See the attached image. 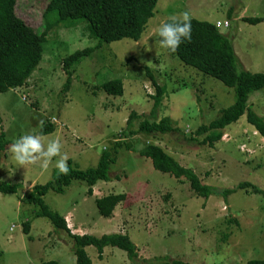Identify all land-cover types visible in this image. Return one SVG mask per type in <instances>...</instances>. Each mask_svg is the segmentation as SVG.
Listing matches in <instances>:
<instances>
[{
  "label": "rangeland",
  "instance_id": "obj_1",
  "mask_svg": "<svg viewBox=\"0 0 264 264\" xmlns=\"http://www.w3.org/2000/svg\"><path fill=\"white\" fill-rule=\"evenodd\" d=\"M50 0H17L16 12L38 32H43V13ZM207 21L222 26L241 71L264 74V0H159L155 16L138 42L124 39L105 44L80 66L71 68V87L62 92L69 74L64 59L79 50L94 48L87 23L68 20L56 24L43 46V59L27 85L15 92L0 93V135L15 142L21 135H39L45 122L57 126L54 134L40 136L42 145L58 141L60 153L80 170L98 165L104 151L116 142H128L131 151L119 148L118 160L109 171L110 181L94 187L75 182L64 194L50 191L45 201L50 210L65 216L76 233L102 237L128 235L138 247L131 259L118 248L107 247L100 260L95 247L86 248L93 264H247L264 261V139L246 116L226 128L221 142L201 144L190 140L202 125H208L236 100L235 90L179 61L161 47L157 29L168 20ZM244 17L263 19L257 25ZM229 23V27L225 24ZM165 88L162 105L153 115L156 86ZM122 80L123 96H112L101 86ZM33 105H37L35 108ZM248 106L264 118V89L250 95ZM131 131L147 119L160 122L169 117L180 131L149 136L124 134L130 116ZM147 142L162 147L184 168L192 169L202 184L213 189L207 200L197 197L188 182L161 173L152 161L140 157ZM6 148L0 161V183L18 184V194L0 193V264H76L73 245L46 218H36L34 208L20 199L35 185H46L57 172L60 156L43 165H18ZM43 165V166H42ZM75 167V168H76ZM182 182V183H181ZM248 184L244 189L240 185ZM229 190H236L227 193ZM128 195L109 218L102 217L97 200L110 195ZM87 202V203H85ZM237 219L236 225L229 224ZM30 222V234L24 223ZM77 225L85 228L75 231ZM233 235L221 241L229 228Z\"/></svg>",
  "mask_w": 264,
  "mask_h": 264
},
{
  "label": "trees",
  "instance_id": "obj_2",
  "mask_svg": "<svg viewBox=\"0 0 264 264\" xmlns=\"http://www.w3.org/2000/svg\"><path fill=\"white\" fill-rule=\"evenodd\" d=\"M158 2L159 0H50L44 10L43 17H41L45 29L43 32H38L34 26L18 16L16 12L17 0H0V93L9 91L16 93L17 89L27 85L42 62L44 43L48 33L56 24L68 20H81L87 23L89 35L97 43L94 48L79 50L64 59V68L69 74L62 90L65 94L71 87V68L73 66H80L85 59L102 49L105 44L124 39L138 42L146 32L149 21L155 16ZM188 20L191 24L190 40L182 39L174 51L170 50L171 53L186 66L234 89L236 96L235 103L231 107L222 110L219 117L210 124L200 126L193 135L189 136L190 140H197L204 136L201 144L213 147L216 143L221 142L226 128L238 123L243 116H246L248 123L264 139V118L258 116L248 106L250 95L264 89V74L241 71L230 39L220 33L217 25L196 19ZM243 21L257 25L262 23L263 19L244 17ZM171 22L173 20H168L165 23ZM153 83L157 90L154 96V115L162 105L165 88L159 86L155 80ZM100 89L112 96L124 95L122 80L107 81ZM33 106L37 107V105ZM137 117L133 113L128 120L127 129L124 132L128 137H131L129 134L138 135L142 132L154 136L180 131L175 123L166 117L160 122L145 119L139 124L138 131L140 132H130L133 121ZM56 130V124L50 120L41 127L39 135L48 136L54 134ZM12 143L6 142L4 136L0 135V161L7 158L6 148ZM133 147L128 142L125 144V141L116 142L113 151H104L96 167L80 170L69 162L67 173H60L57 170L51 182L46 185H35L30 193L23 197L20 195L24 204L34 208L36 218L48 219L64 238L66 235V241H70L73 245L76 264H93L86 251V248L91 246L96 248L100 260L103 259L107 247L118 248L126 252L131 259H137L138 247L128 235L109 234L102 237L73 235L71 229L68 228L65 216L50 210L45 198L50 191L64 194L75 182L84 183L87 186L88 195L92 196L94 187L99 183L110 181L109 171L118 160L117 151L119 148L131 151ZM137 152L140 157L150 159L155 170L169 174L184 183L188 182L190 189L197 197L207 200L214 194L213 189L203 185L192 169L181 166L162 147L147 142ZM248 186V184H243L238 189ZM22 188L18 184L0 183V193L4 195L18 194ZM235 191L229 190L227 193ZM128 200L127 194L110 195L97 200L96 207L102 217L109 218L119 202H128ZM228 223L236 225L234 232L238 231L239 222L237 219H230ZM30 229V222L24 223V233L29 235ZM230 235H233L231 230L221 241H226ZM40 264H58V262L46 261ZM170 264L189 263L174 261ZM247 264H264V261L254 260Z\"/></svg>",
  "mask_w": 264,
  "mask_h": 264
},
{
  "label": "clouds",
  "instance_id": "obj_3",
  "mask_svg": "<svg viewBox=\"0 0 264 264\" xmlns=\"http://www.w3.org/2000/svg\"><path fill=\"white\" fill-rule=\"evenodd\" d=\"M182 15V23L176 22L173 18V22L161 23L158 27L157 35L160 37L158 42L161 47L174 51L182 42V39L190 40L191 24L188 20L187 13H183ZM9 151L15 162L21 166L25 164H33L37 160H42L43 165H46L49 158L59 155L60 159L56 164L58 171L60 173L68 172L66 157L60 153V143L58 141L48 143L45 148L41 143L39 135L25 134L21 135L11 144Z\"/></svg>",
  "mask_w": 264,
  "mask_h": 264
},
{
  "label": "crops",
  "instance_id": "obj_4",
  "mask_svg": "<svg viewBox=\"0 0 264 264\" xmlns=\"http://www.w3.org/2000/svg\"><path fill=\"white\" fill-rule=\"evenodd\" d=\"M85 203H87V202H85ZM81 227H82V228H85V227H83V226H79V225L76 224V226L74 227V230H75V231H82V230H84V229H81ZM76 235L83 236V235H88V233H85V234H80V233L77 234V233H76Z\"/></svg>",
  "mask_w": 264,
  "mask_h": 264
},
{
  "label": "built area",
  "instance_id": "obj_5",
  "mask_svg": "<svg viewBox=\"0 0 264 264\" xmlns=\"http://www.w3.org/2000/svg\"><path fill=\"white\" fill-rule=\"evenodd\" d=\"M228 25H229V24H228V23H226V24H225V27H228ZM219 26L221 27L222 25H221V24H219Z\"/></svg>",
  "mask_w": 264,
  "mask_h": 264
}]
</instances>
